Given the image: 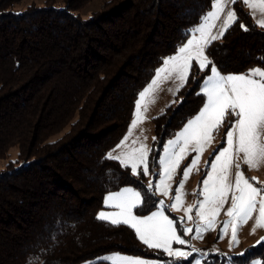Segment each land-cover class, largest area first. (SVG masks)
Here are the masks:
<instances>
[{
  "label": "trees",
  "instance_id": "16d2710c",
  "mask_svg": "<svg viewBox=\"0 0 264 264\" xmlns=\"http://www.w3.org/2000/svg\"><path fill=\"white\" fill-rule=\"evenodd\" d=\"M22 1L0 0V160L9 159L0 168V264H109L98 260L106 253L167 264L172 258L130 227L97 218L108 194L139 189L141 180L106 154L124 137L138 94L211 10L209 0H105L87 19L78 11L94 0H64L61 9L49 0L16 13ZM235 7L236 22L207 49L223 73L264 67V28L243 2ZM193 75L203 73L193 67L190 82ZM198 91V83L186 84L178 104L154 117L152 149L201 110ZM154 210L149 201L140 214ZM57 221L75 227L61 232ZM233 257L264 260V245ZM224 261L210 255L203 264Z\"/></svg>",
  "mask_w": 264,
  "mask_h": 264
},
{
  "label": "snow or ice",
  "instance_id": "6c2138e0",
  "mask_svg": "<svg viewBox=\"0 0 264 264\" xmlns=\"http://www.w3.org/2000/svg\"><path fill=\"white\" fill-rule=\"evenodd\" d=\"M230 2L235 3L236 0ZM228 3L229 0H209L212 10L201 16L202 22L198 26L194 25L189 29L190 38H186L182 46L178 47L177 53L164 59L163 66L156 70L155 77L138 94L134 119L127 134L116 146L118 155H113L112 151L106 154L108 159L119 161L124 169L130 170V175L141 180L139 189L126 186L109 194L105 204L115 211H101L97 218L110 221L112 225L123 224L130 227L139 241L149 249L162 250L167 257L172 258L167 264H175L177 260L188 261L189 264H203L210 255H224V264H236L235 257L221 254L218 249L211 253L202 251L183 237L191 234L193 239H202L205 232L214 231L219 226L220 239L229 236L230 232L231 250L239 245V230L248 221L253 218L255 221L251 234L264 228V187L255 186L241 170V164L247 165L249 169H258L264 165V67H254L244 74H222L206 54L213 42L222 38L225 31L237 20L236 12L229 10L226 18L217 26L216 21L220 20ZM243 3L249 7L253 17L257 13L264 17V0H243ZM256 25L264 28V18L256 19ZM241 27L248 30L243 24ZM213 29L217 31L214 32ZM189 33L185 34L186 37ZM193 62L198 66V71L203 73L199 80L193 75L191 81L199 84L197 95L206 98L201 111L181 131L175 133L174 138L168 139L156 149L150 148L139 138L127 143L133 130L144 119L149 105L154 103L161 84L166 81L176 83L173 95L186 84L190 85L189 76ZM226 123V146H223L222 141L221 146L214 150L213 158L205 162L209 170L201 181L199 196L202 199L185 207V183L194 170H199L197 166L202 153L213 143L215 134ZM191 153L195 155L184 168L182 179L173 195L177 170ZM149 175L152 179L144 185L142 178ZM251 179L259 183L256 177ZM157 196L171 199L172 202L167 204L165 199L157 200ZM149 201L155 210L141 215L140 212L148 207ZM137 209L139 212L134 211ZM166 209L182 210L185 214L170 217L166 214ZM222 211L227 219L220 221L218 217ZM56 227L62 232L63 227L75 225L62 226L57 221ZM57 234L53 232L52 238L55 239ZM174 244L184 247H173ZM257 244L264 245V237ZM197 256L200 258H196ZM244 256V252L239 253V257ZM101 259L109 264H157L156 261L126 254L98 258ZM29 264H34V260H30ZM251 264H264V260L255 259Z\"/></svg>",
  "mask_w": 264,
  "mask_h": 264
},
{
  "label": "rangeland",
  "instance_id": "374dc122",
  "mask_svg": "<svg viewBox=\"0 0 264 264\" xmlns=\"http://www.w3.org/2000/svg\"><path fill=\"white\" fill-rule=\"evenodd\" d=\"M48 1L49 0H23L22 2L16 4L13 7V10L16 13H22L29 6L35 5V6L41 7V6H44L45 4H47ZM104 1L105 0H94L91 3L87 4L85 7H83L82 9H80L78 11V13L82 16V18L87 19L101 9V6H102ZM236 1H239V0H236ZM49 2L53 3L54 8H56V9H61L65 5L64 0H50ZM48 4H50V3H48ZM229 10H234L236 12V15H237L235 3H231L230 0H229L227 7L224 10V13L221 14L220 20L216 21L218 27L222 23V21L226 18V13ZM213 31L216 32L217 29H213ZM220 39H222V38H220ZM220 39H218V40H220ZM162 66H163V64L160 67H162ZM193 67H195V69L198 70V66L195 64V62H193ZM221 73L222 74H244V73H223V72H221ZM154 77H155V75H154ZM175 88H176V83H174L172 81H166L160 85V89L158 90V92L155 95L154 103H151L149 105L148 111L146 113H144V119L142 120V122H140L138 124L136 129L133 130V135L129 138V141L127 143L130 144L132 140L139 138V140L141 142L146 143L150 148H153V144H154L153 138L155 137L153 135V131H154L153 118L160 115L161 113H163L166 110V108L168 106H170L171 104H173V103L178 104L179 100H181V98H176L177 93L175 95H173ZM169 89H172L173 91H169ZM134 111H135V108H134ZM133 119H134V112H133L132 120ZM229 119H231V118H229ZM132 120H131V122H132ZM130 125H129L128 129L130 128ZM226 128H227V123L225 124V126L220 128L218 133L215 134V140L201 155V159H200L198 166H197L199 170L198 171L194 170L192 172V174L190 175L189 179L187 180V182L185 183V188H184V192L186 193V195L184 197L185 207L187 205L195 204L198 199H202V197L199 196V190L202 187L201 181L205 178L206 171L209 170V167H208V165H206L205 162L210 161V158H213L214 150L217 147L221 146L222 141L224 142L223 146H226V136H225ZM128 129H127V131H128ZM113 150H115V151H113ZM111 151H112L113 155H118V153H119V150L116 148H113ZM116 151H117V153L115 154ZM17 154H18V149L12 148L10 150V155H9L10 160H15L17 157ZM194 155H195V153H191L187 158H185L181 162V165H180L179 169L177 170V174L174 177L173 193H172L173 195L175 194L176 186L179 184V182L182 179V174H183L184 168L190 163V160H191L192 156H194ZM8 160L9 159L0 160V168H5V166H7V164H8ZM149 160H150V158H149ZM149 170H150V168H149ZM157 170H159V169H157ZM241 170L244 172L245 177L248 178L251 182H253L255 186L264 187V165H261L258 169H249L247 165L241 164ZM150 173H151V170H150ZM253 177H256L259 183H257V181H252L251 178H253ZM149 179H152L151 175H149L147 177V182ZM158 197H159V199H165L167 204H170L172 202L171 199H167V198H164L161 196H158ZM226 207H227V205H226ZM112 211H115V209L110 208L108 206L104 210V212H106V213L112 212ZM165 211H166V214L170 215V217H180V216H183L185 214L182 210L181 211H169L168 209H166ZM194 215H195V213L193 212V216ZM218 219L220 221L227 219V217L224 215L223 211L221 212ZM254 222L255 221L253 218L252 220L248 221L247 224L243 225L240 228L239 233H238V238H239L240 243L238 246H234L231 250L229 249L230 232H229V236L224 237L223 239H220L219 238L220 237L219 226L214 231L205 232L203 234L202 239H193V236L191 234L184 236L183 238L188 240L193 247L200 249L202 251L207 250L211 253L213 250L218 249L219 252L222 254H227L228 256H237L241 252L245 253L248 248L259 245V244H257V241L260 240L262 237H264V228L257 229L255 234H251V229L254 226ZM189 226H191V225H189ZM194 232H195V229H194ZM173 247L183 248L184 246L174 244ZM155 250H158V249H155ZM113 254H120V253H106L101 257L107 256V255H113ZM129 256H132V255H129ZM132 257L142 258V259H146L149 261H156L157 264L159 263V259L154 258V257L153 258L138 257V256H132ZM196 258H200V257L197 256ZM191 259L192 258H190V260ZM203 263H204V261H203ZM83 264H87V263H83Z\"/></svg>",
  "mask_w": 264,
  "mask_h": 264
},
{
  "label": "crops",
  "instance_id": "0c3cea01",
  "mask_svg": "<svg viewBox=\"0 0 264 264\" xmlns=\"http://www.w3.org/2000/svg\"><path fill=\"white\" fill-rule=\"evenodd\" d=\"M239 1L243 2V0H239ZM245 6H246L248 12L250 13V15H251V17H252V19L254 20L255 23H256V19L264 18V17H260L259 13H257V15H256L255 17H253L252 14H251V10L249 9V7H248L247 5H245ZM153 119H154V118H153ZM130 124H131V123H130ZM128 130H129V129H128ZM127 132H128V131H127ZM127 132H126V134H127ZM126 134H125V135H126ZM153 135L155 136L154 131H153ZM122 139H123V138H122ZM153 140H154V139H153ZM121 141H122V140H121ZM121 141H120V142H121ZM120 142H119V143H120ZM119 143H118V144H119ZM118 144H117V145H118ZM117 145H116V146H117ZM116 146H115L114 148H116ZM110 151H111V150H110ZM116 153H117V151L115 152V154H116ZM121 190H122V189H121ZM119 191H120V190H119ZM116 192H117V191H116ZM106 197H107V196H106ZM105 200H106V199H105ZM105 205H106V204H105ZM106 208H107V206H106ZM104 210H105V209H104ZM104 210H102V211H104Z\"/></svg>",
  "mask_w": 264,
  "mask_h": 264
}]
</instances>
